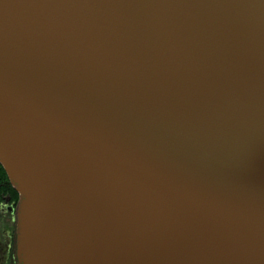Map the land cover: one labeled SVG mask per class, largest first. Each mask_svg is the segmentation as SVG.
Masks as SVG:
<instances>
[{"label": "water", "instance_id": "95a60500", "mask_svg": "<svg viewBox=\"0 0 264 264\" xmlns=\"http://www.w3.org/2000/svg\"><path fill=\"white\" fill-rule=\"evenodd\" d=\"M0 166L20 264H264V0H0Z\"/></svg>", "mask_w": 264, "mask_h": 264}, {"label": "flooded vegetation", "instance_id": "af4514ba", "mask_svg": "<svg viewBox=\"0 0 264 264\" xmlns=\"http://www.w3.org/2000/svg\"><path fill=\"white\" fill-rule=\"evenodd\" d=\"M16 202L10 196L0 203V264H20L16 252Z\"/></svg>", "mask_w": 264, "mask_h": 264}, {"label": "trees", "instance_id": "16d2710c", "mask_svg": "<svg viewBox=\"0 0 264 264\" xmlns=\"http://www.w3.org/2000/svg\"><path fill=\"white\" fill-rule=\"evenodd\" d=\"M6 195L10 196V201L12 202H16L18 199V194L11 187L2 167L0 166V203Z\"/></svg>", "mask_w": 264, "mask_h": 264}]
</instances>
